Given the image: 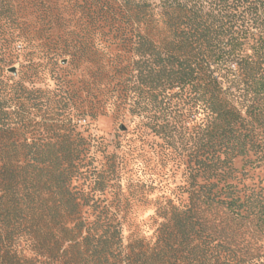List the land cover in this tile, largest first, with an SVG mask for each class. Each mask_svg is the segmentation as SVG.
Segmentation results:
<instances>
[{"label":"trees","instance_id":"trees-1","mask_svg":"<svg viewBox=\"0 0 264 264\" xmlns=\"http://www.w3.org/2000/svg\"><path fill=\"white\" fill-rule=\"evenodd\" d=\"M67 54L89 79L35 87ZM102 85L163 148L181 134L149 236H123L76 130ZM0 264H264V0H0Z\"/></svg>","mask_w":264,"mask_h":264},{"label":"rangeland","instance_id":"rangeland-1","mask_svg":"<svg viewBox=\"0 0 264 264\" xmlns=\"http://www.w3.org/2000/svg\"><path fill=\"white\" fill-rule=\"evenodd\" d=\"M73 24L74 21L71 22V25ZM70 29L77 32L73 26L66 28ZM57 34H60L61 38L69 36L61 31L56 32L55 36ZM54 59L56 64L49 62L35 87L52 89L59 78H66L82 86L83 80L89 79L82 58L73 59L67 54L58 55ZM22 62L23 59L20 58L6 69V73L17 78L21 74ZM11 67L15 68L14 73L9 71ZM26 84L32 85L28 82ZM80 101L81 98L78 100L81 105H78L73 118L76 130L90 144L89 169L94 175L99 174L105 184V190L98 192L100 199L109 205L111 210L125 216L123 236L133 230L149 236L152 225L148 218L153 214L154 201H163L183 180L185 165L181 162L177 164L178 158L168 154L175 152L174 148L179 152L182 146L179 139L181 134H175L174 148H163L160 146V140L147 131L143 132V126L136 115L118 107L117 91L110 87L105 89L104 85L95 91L93 104ZM50 104H55L52 98ZM151 180L154 181L153 189L148 190L146 185L142 186ZM83 188L85 189L86 185Z\"/></svg>","mask_w":264,"mask_h":264},{"label":"water","instance_id":"water-1","mask_svg":"<svg viewBox=\"0 0 264 264\" xmlns=\"http://www.w3.org/2000/svg\"><path fill=\"white\" fill-rule=\"evenodd\" d=\"M9 71H11L12 73H14V72H15V68H14V67H11V68L9 69Z\"/></svg>","mask_w":264,"mask_h":264}]
</instances>
